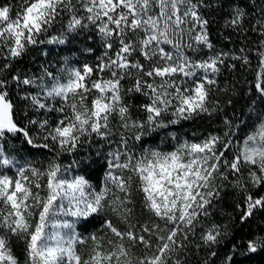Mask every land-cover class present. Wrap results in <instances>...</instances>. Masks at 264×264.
Wrapping results in <instances>:
<instances>
[{
    "label": "snow or ice",
    "instance_id": "6c2138e0",
    "mask_svg": "<svg viewBox=\"0 0 264 264\" xmlns=\"http://www.w3.org/2000/svg\"><path fill=\"white\" fill-rule=\"evenodd\" d=\"M217 16L227 50L211 38ZM48 46L58 58L20 67ZM241 70L251 78L237 113L220 77ZM204 118L223 128L171 130ZM155 136L173 147H147ZM94 157L95 184L76 171ZM228 197L232 213L217 219ZM256 220L264 0H0V264H193L196 253L216 264L223 248L221 264H251L264 227L237 225Z\"/></svg>",
    "mask_w": 264,
    "mask_h": 264
},
{
    "label": "trees",
    "instance_id": "16d2710c",
    "mask_svg": "<svg viewBox=\"0 0 264 264\" xmlns=\"http://www.w3.org/2000/svg\"><path fill=\"white\" fill-rule=\"evenodd\" d=\"M222 21H220L219 16H217L216 23L211 25V38L213 42L216 44L217 48H224L227 50L229 47H232L233 45L225 40L224 33L220 29V24ZM228 35L232 36V40L236 41L237 37L233 35L232 33H228ZM238 46V45H236ZM66 47V46H61ZM73 48H80L82 47V44L77 40L72 45ZM48 49H52L51 55L47 58L43 57L39 50L35 53H33V57H35V62L31 57H26L23 63L20 65L22 68H28L30 70L35 71L39 67V63L43 61L44 59L54 60L59 57L60 51L55 46H48ZM47 50V49H46ZM74 59L80 60L83 59L77 53L74 56ZM250 79L251 77L247 76V73L241 71H225L224 75L220 77V83L221 87L235 85L237 94L233 96V100L236 103V112L239 113L242 109L244 111H247V108L245 105L248 103V96L245 94V90L247 88V85L245 84V79ZM221 99H227V97H221ZM228 116H232V108L229 106L227 109ZM223 128L222 123L220 120H213L209 121L207 118L204 119H197L194 121L189 122H182L181 125L174 126L171 130L176 131L177 134L182 138H191L193 133H197V135H207L208 132L214 131V130H221ZM162 136V134H161ZM161 136H155L153 138H149L148 143L146 144L147 147H154L159 146L163 150H170L173 145L170 141H165L164 143H161ZM37 159H41V157H36ZM71 158L66 159L65 163H69ZM94 160L96 162H89V165L87 168H84L83 166L81 169H77V173L86 175L94 184L98 183L102 179L103 175V164L104 161L102 158L94 157ZM217 219L224 220L226 219L231 213H232V201L231 198H226L221 204L218 205L217 209ZM80 223H83L82 221ZM78 230L81 232H84V229L80 227V224L77 225ZM99 227V222H94L92 225H88L87 230L89 232L95 231V229ZM243 227V233L241 234H247L249 232V229L252 232H257L260 227H264V220H256L255 222L251 223L250 225L246 226H240L237 225V228ZM87 234L86 232L84 233ZM22 244H17L16 251L17 254L21 256L22 258ZM228 249L223 248L220 250V255L216 260V264H221V260L223 259L225 253H227ZM204 258V253H196L193 259V264H196L197 260H202ZM251 264H264V253L257 254L256 258L251 261Z\"/></svg>",
    "mask_w": 264,
    "mask_h": 264
}]
</instances>
